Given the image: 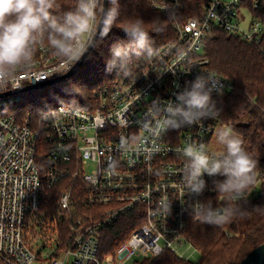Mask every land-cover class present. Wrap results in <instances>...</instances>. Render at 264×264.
I'll list each match as a JSON object with an SVG mask.
<instances>
[{
    "label": "built area",
    "instance_id": "obj_1",
    "mask_svg": "<svg viewBox=\"0 0 264 264\" xmlns=\"http://www.w3.org/2000/svg\"><path fill=\"white\" fill-rule=\"evenodd\" d=\"M247 1L208 0L199 17L174 21V40L151 59L136 60L133 76L121 74L98 89L91 111L57 105L39 117V128H33L29 119L19 123L14 116L5 115L8 106L20 101L22 92L6 95L14 91L10 88L0 93V264H146L166 251L188 259L174 245L182 239L188 243L182 234L192 217L188 210L195 203L184 186V160L179 150L189 143L202 142L208 147L222 123L218 112L216 118L170 130L163 124L165 113L154 109V101H174L201 72L221 81L222 94L213 92V96L232 92L233 82L209 67V59L202 52L203 41L213 27H218L244 42L260 44L264 24L252 16ZM253 1L258 5L259 0ZM148 2L151 9L161 13L175 14L183 7V0ZM244 13L250 16L246 25ZM39 47L33 66L22 74L21 86L15 90L65 75H54L62 71L54 51L48 45ZM40 132L46 134L49 143L44 177L36 162ZM122 140L129 142L126 150L121 148ZM73 160L78 168L73 175L86 187L84 204L94 211L90 224L76 218L63 249L56 235L48 237L53 241L49 245L35 238L38 245L32 248L24 229L27 220L32 227L42 223L39 207L43 180L54 185L68 176ZM86 167L91 168L89 173ZM205 179L209 190L199 197L201 200L219 194L210 190L211 179ZM71 202L72 193L62 192L59 206L69 212ZM164 203L172 204L170 214L163 211ZM132 212L138 214L140 225L114 252L103 253L101 231Z\"/></svg>",
    "mask_w": 264,
    "mask_h": 264
},
{
    "label": "trees",
    "instance_id": "obj_2",
    "mask_svg": "<svg viewBox=\"0 0 264 264\" xmlns=\"http://www.w3.org/2000/svg\"><path fill=\"white\" fill-rule=\"evenodd\" d=\"M119 2L121 20L139 16L148 22L149 28L153 27V21H167L164 31L150 33L153 48L157 52L176 37L173 22L184 21L188 17H199L208 0H183L182 9L175 14L154 11L148 0ZM59 3L61 8L58 11H65L75 5V0H59ZM246 4L251 9L252 16L264 24V0H259L258 5L253 0H248ZM128 39L120 25L114 27L98 46L91 50L76 72L57 83L23 91L24 100L8 106L5 115L14 116L19 123L29 119L33 128H39V117L57 105L91 111L94 93L121 75L115 71H106L105 60L110 56L112 44L127 42ZM39 46L40 44L37 45L35 55L40 51ZM202 52L208 57L211 70L233 82L234 89L231 93L224 97L212 95V98L216 102L222 125L226 124L238 133L245 148L259 161L257 180L254 187L249 189L247 202L250 206H264V36L260 44L254 45L242 41L230 32L213 27L203 41ZM48 144L46 134L40 132L36 162L43 177L49 165ZM68 169L70 174L54 185H50L46 178L43 180L39 207L42 223L38 226L34 223L32 227L27 220L24 229L32 248L38 245L37 238L44 239L49 245L48 237L56 234L61 241L60 249H63L76 218L82 217L86 225L90 224L89 216L94 211L84 204L86 187L81 178L73 175L78 169L76 160H73ZM64 191L72 193L69 212L58 204ZM250 194L253 197H249ZM220 195L224 197L219 199ZM209 199L217 207H224L230 202L224 194H217ZM94 219L95 216L92 220ZM137 219L138 214L132 212L120 217L114 225L104 228L100 233V248L103 252H113L126 242L132 231L140 225ZM26 232H31L30 236H27ZM182 236L200 254L196 262L179 258L178 255L166 251L146 264H238L253 248L264 243V212L250 211L246 218L234 219L220 226L204 224L195 217H190Z\"/></svg>",
    "mask_w": 264,
    "mask_h": 264
},
{
    "label": "clouds",
    "instance_id": "obj_3",
    "mask_svg": "<svg viewBox=\"0 0 264 264\" xmlns=\"http://www.w3.org/2000/svg\"><path fill=\"white\" fill-rule=\"evenodd\" d=\"M60 8L59 0H0V93L21 86L22 74L33 66L37 45L46 42L54 51L62 67L54 75H63L89 56L118 25L129 39L112 44L105 67L106 71L131 77L136 60L155 55L150 33L167 27V21L157 20L149 28L139 16L121 20L119 0H75L72 8L58 11ZM213 92L222 94L221 81L201 72L176 94L174 101H154V109L165 113L163 124L167 129L193 126L218 116ZM216 143L223 149L219 153L211 152L202 142L189 143L179 150L184 160V186L195 200L189 215L201 223L220 226L244 219L250 211L264 212V206L247 202L249 189L257 180L259 161L229 126L217 132ZM129 146L127 140L121 141L122 149ZM205 177L211 179L210 190L227 196L230 202L226 206L217 207L210 199H199L209 190ZM171 205L164 203L163 211L170 214Z\"/></svg>",
    "mask_w": 264,
    "mask_h": 264
},
{
    "label": "rangeland",
    "instance_id": "obj_4",
    "mask_svg": "<svg viewBox=\"0 0 264 264\" xmlns=\"http://www.w3.org/2000/svg\"><path fill=\"white\" fill-rule=\"evenodd\" d=\"M249 14L247 13H244L243 14V25H246L247 22L249 21ZM24 100V97L23 96H20V101L19 103H21L22 101ZM224 125L226 126V124H223V127ZM222 128L221 125H218L216 127V130L214 132V134L212 135L211 139H210V142H209V146H208V149L211 151V152H214V153H219L220 151H222V146L218 145L216 143V135H217V132ZM242 139V137H240ZM243 140V139H242ZM86 172H90L91 171V168L90 167H86L85 168ZM256 193H254V196H255ZM249 197H253V195H249ZM52 235H56V234H52ZM102 240H103V237H102ZM50 242H53L52 240ZM175 247L183 253V255L185 257H187L190 262H196L199 258V253L197 251L194 252L193 248L189 246V243H185L184 240H176L175 243H174ZM114 252V251H113ZM104 253V252H103ZM108 253H112V252H108ZM68 261L69 263L72 262V257L70 256L68 258Z\"/></svg>",
    "mask_w": 264,
    "mask_h": 264
},
{
    "label": "water",
    "instance_id": "obj_5",
    "mask_svg": "<svg viewBox=\"0 0 264 264\" xmlns=\"http://www.w3.org/2000/svg\"><path fill=\"white\" fill-rule=\"evenodd\" d=\"M86 58H87V56L84 59H82L80 62H78L76 64V66L70 72L66 73L63 76H60L58 78H54L52 80L41 83L39 85L22 88L20 90H14V91L8 92L6 95L12 94V93H19V92H23L25 90H30V89L39 88V87H42L45 85L57 83V82L65 79V78L69 77L74 72H76L78 70V68L83 64V62L85 61ZM238 264H264V243L253 248Z\"/></svg>",
    "mask_w": 264,
    "mask_h": 264
},
{
    "label": "bare ground",
    "instance_id": "obj_6",
    "mask_svg": "<svg viewBox=\"0 0 264 264\" xmlns=\"http://www.w3.org/2000/svg\"><path fill=\"white\" fill-rule=\"evenodd\" d=\"M66 241V240H65Z\"/></svg>",
    "mask_w": 264,
    "mask_h": 264
},
{
    "label": "crops",
    "instance_id": "obj_7",
    "mask_svg": "<svg viewBox=\"0 0 264 264\" xmlns=\"http://www.w3.org/2000/svg\"><path fill=\"white\" fill-rule=\"evenodd\" d=\"M195 252V251H194Z\"/></svg>",
    "mask_w": 264,
    "mask_h": 264
}]
</instances>
